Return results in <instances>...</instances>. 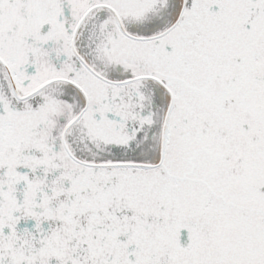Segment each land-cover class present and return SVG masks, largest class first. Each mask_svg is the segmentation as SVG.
<instances>
[{
  "label": "snow or ice",
  "instance_id": "obj_1",
  "mask_svg": "<svg viewBox=\"0 0 264 264\" xmlns=\"http://www.w3.org/2000/svg\"><path fill=\"white\" fill-rule=\"evenodd\" d=\"M0 264H264V0H0Z\"/></svg>",
  "mask_w": 264,
  "mask_h": 264
}]
</instances>
